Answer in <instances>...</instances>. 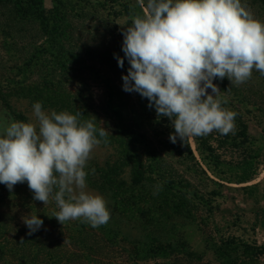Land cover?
<instances>
[{
    "label": "rangeland",
    "instance_id": "obj_1",
    "mask_svg": "<svg viewBox=\"0 0 264 264\" xmlns=\"http://www.w3.org/2000/svg\"><path fill=\"white\" fill-rule=\"evenodd\" d=\"M97 1L105 9L120 14L113 22L116 32L115 40L108 45V65L100 51L103 50L101 38L91 46L95 56L85 55L78 60L74 57V62L69 61L64 69L57 62L50 63L55 76L65 75L66 88L76 93L82 91L75 108L83 114L87 105L96 110L98 98L94 95L104 91L103 79L110 71L121 69L113 54L117 55L115 46L120 45L119 39L123 40L122 30L131 26L132 17L146 11L141 0H113L114 4L110 0H89L86 26L94 25L89 13L91 6L97 7ZM241 2L254 19L264 23L263 6L255 0ZM50 6V0H45L44 9ZM126 65L129 67L127 62ZM214 84L222 92L219 97L222 107L237 113L235 127L253 139L250 147L260 157L258 174L245 184L220 181L212 175L195 151L192 137L184 141L177 139L174 145L180 152H168L169 135L174 129L169 120L162 117L155 120L156 112L152 113V119L143 114L138 120L153 143L160 147L154 158L138 139L126 132L119 133L117 121L99 116L100 127L107 128L110 134L90 154L85 169L87 191L104 197L111 216L106 225L92 228L85 223V227L117 243L115 264L126 260L124 247L134 248L131 264H264V252H260L264 249V75L253 69L251 78L243 84H230L227 78L216 79ZM10 104L16 111L24 112L27 123H35L32 109H24L25 102L13 97ZM53 109L59 112L55 107L43 110ZM96 115L93 116L96 118ZM12 120L18 121L9 113H0V124ZM133 125L129 121L125 127L130 130ZM187 145L193 150L192 157L184 150ZM219 154L225 160H236L240 151L226 143L219 148ZM138 160L140 169L136 168ZM148 163L159 171L152 172ZM221 169L225 172L227 167L221 166ZM169 172L178 182L175 186L186 192L184 195L163 182Z\"/></svg>",
    "mask_w": 264,
    "mask_h": 264
},
{
    "label": "clouds",
    "instance_id": "obj_2",
    "mask_svg": "<svg viewBox=\"0 0 264 264\" xmlns=\"http://www.w3.org/2000/svg\"><path fill=\"white\" fill-rule=\"evenodd\" d=\"M141 5L146 11L121 32L123 58L113 54L118 67L125 59L129 65L122 90L146 98L158 117L170 121L173 144L214 130L234 134L237 113L222 107L213 81L227 78L240 85L253 69L264 75V23L241 0H141ZM32 113L35 123L0 124V184L11 192L27 182L33 200L55 202L59 210L53 217L61 225L70 220L106 225L111 212L102 195L87 191L85 169L98 136L110 131L97 128L94 116L81 121L80 111H44L35 102ZM22 222L29 235L43 225L37 215L23 216Z\"/></svg>",
    "mask_w": 264,
    "mask_h": 264
},
{
    "label": "trees",
    "instance_id": "obj_3",
    "mask_svg": "<svg viewBox=\"0 0 264 264\" xmlns=\"http://www.w3.org/2000/svg\"><path fill=\"white\" fill-rule=\"evenodd\" d=\"M44 1L0 0V113H9L25 123L27 116L22 110L13 109L11 98L16 97L18 101L25 102V110L32 109L35 102H40L43 109L55 107L59 112L68 111L72 114L79 111L75 105L78 102V94L82 91L76 93L66 88L65 75L55 76L50 63L57 62L64 69L69 61L74 62V57L78 60L85 55L95 56L91 46L101 38L103 50L100 51L106 58L105 64L108 65V45L111 40H115L116 32L113 22L120 15L105 9L103 4L97 1V7L91 6L94 10L89 13L93 16L91 21L94 25L86 26L89 0H50L49 9H44ZM255 1L264 7V0ZM111 3L116 2L110 0ZM124 12H127L126 8ZM119 44L115 46V52L123 58L121 39ZM126 62L125 59L123 68L110 71V75L103 79L104 91L94 95L98 98L94 110L96 113L87 105L80 119L88 120L90 115L97 114L95 123L96 127L100 128L99 116L112 118L117 121L115 125L118 126L119 133L126 132L138 139L139 144H143L148 154L154 158L160 147L153 143L147 134L148 131L142 129L138 120H141L143 114L150 119L154 118L155 109L149 108L147 99L138 93L122 90L121 77L127 75ZM92 98L93 104L92 100L96 98ZM162 119L168 120L166 117ZM129 121L134 124L130 130L125 127ZM103 138L106 137L98 136L99 140ZM192 139L195 151L206 163L207 170L218 180L245 184L258 174L260 157L256 150L250 147L253 139L236 127L234 134L221 135L214 130L206 136ZM226 143L240 151L239 158H222L219 148ZM161 146L166 147L164 144ZM166 150L180 152L181 149L170 143ZM184 150L193 156L190 146L187 145ZM149 162L151 163V160ZM136 163V168L140 169V161ZM150 163L148 166L152 172L159 171ZM221 166L227 167L225 172L229 177L222 172ZM172 176L174 175L169 172L163 182L169 189L184 195L186 192L184 193L178 185L175 186L178 182L176 183ZM58 210L55 202L52 203L51 200L47 204L33 200V193L27 182L18 183L11 192L5 185L0 184V264H115L113 259L119 248H116L118 245L114 240L102 235L100 237L92 232V229L86 228L85 223L80 220H70L61 225L53 217V213ZM29 214L37 215L43 220L42 227L31 235L22 222V217ZM122 250L126 260L121 264H131L134 248L130 250L124 247ZM260 252L263 253L264 249Z\"/></svg>",
    "mask_w": 264,
    "mask_h": 264
},
{
    "label": "crops",
    "instance_id": "obj_4",
    "mask_svg": "<svg viewBox=\"0 0 264 264\" xmlns=\"http://www.w3.org/2000/svg\"><path fill=\"white\" fill-rule=\"evenodd\" d=\"M214 82H215V80L213 81V83H214ZM208 91H209V93H211V90H210V89H209Z\"/></svg>",
    "mask_w": 264,
    "mask_h": 264
}]
</instances>
